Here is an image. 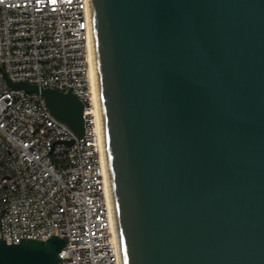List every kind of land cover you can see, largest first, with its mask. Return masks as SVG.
<instances>
[{
  "label": "water",
  "instance_id": "95a60500",
  "mask_svg": "<svg viewBox=\"0 0 264 264\" xmlns=\"http://www.w3.org/2000/svg\"><path fill=\"white\" fill-rule=\"evenodd\" d=\"M90 7L122 264H264V0ZM5 81L83 135L71 90ZM66 243L0 221V264H62Z\"/></svg>",
  "mask_w": 264,
  "mask_h": 264
},
{
  "label": "built area",
  "instance_id": "2783aa9c",
  "mask_svg": "<svg viewBox=\"0 0 264 264\" xmlns=\"http://www.w3.org/2000/svg\"><path fill=\"white\" fill-rule=\"evenodd\" d=\"M91 26L90 0H0L1 235H58L62 264H120L90 100ZM5 77L71 90L83 103V135Z\"/></svg>",
  "mask_w": 264,
  "mask_h": 264
},
{
  "label": "bare ground",
  "instance_id": "6f19581e",
  "mask_svg": "<svg viewBox=\"0 0 264 264\" xmlns=\"http://www.w3.org/2000/svg\"><path fill=\"white\" fill-rule=\"evenodd\" d=\"M87 51H88V67H89V79L91 85V105L92 111L95 117V132L96 137L98 140L99 151L104 167L105 173V189H106V198L108 202V209L111 215L112 227L115 233V237L117 239L118 248H119V239L117 233V225L115 219V210H114V203L111 191V184H110V176L107 164V157H106V149H105V142H104V129H103V120H102V112H101V104H100V96H99V86H98V78H97V66H96V55H95V46H94V36H93V28L91 26L88 40H87ZM119 250V262L122 264L120 249Z\"/></svg>",
  "mask_w": 264,
  "mask_h": 264
}]
</instances>
